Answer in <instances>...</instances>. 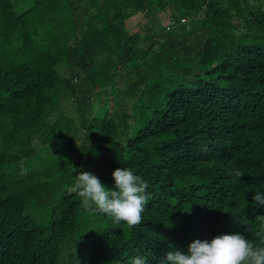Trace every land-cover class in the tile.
Wrapping results in <instances>:
<instances>
[{"label": "trees", "instance_id": "16d2710c", "mask_svg": "<svg viewBox=\"0 0 264 264\" xmlns=\"http://www.w3.org/2000/svg\"><path fill=\"white\" fill-rule=\"evenodd\" d=\"M159 11L160 31L125 24ZM117 168L148 182L134 228L73 191L82 171L114 188ZM257 192L264 0H0V264H161L235 232L264 246Z\"/></svg>", "mask_w": 264, "mask_h": 264}, {"label": "clouds", "instance_id": "9594fccd", "mask_svg": "<svg viewBox=\"0 0 264 264\" xmlns=\"http://www.w3.org/2000/svg\"><path fill=\"white\" fill-rule=\"evenodd\" d=\"M114 188H106L91 172H80L74 182L73 191L81 198L86 209L105 214L114 224L126 223L129 227L143 222L142 213L148 203V182L128 168H117L112 173ZM230 175L242 177L240 170ZM256 206L264 207V193L253 196ZM264 232V229L261 230ZM260 236L264 244V235ZM264 264V246H257L239 232L217 235L208 240H194L188 252L169 250L161 264ZM132 264H146L143 257H134Z\"/></svg>", "mask_w": 264, "mask_h": 264}, {"label": "rangeland", "instance_id": "374dc122", "mask_svg": "<svg viewBox=\"0 0 264 264\" xmlns=\"http://www.w3.org/2000/svg\"><path fill=\"white\" fill-rule=\"evenodd\" d=\"M18 2H20L24 5L27 3V0H18ZM162 12L163 11L157 12L156 17H154V16L145 17L142 15L141 12L133 13L125 19V24L131 31H134V30H138L141 24L153 23L154 24V27H153L154 32H157V31L161 30V25L159 24V22H161V23L166 22V19H167L166 18L167 16H163L164 14ZM157 17H158V19H157Z\"/></svg>", "mask_w": 264, "mask_h": 264}]
</instances>
